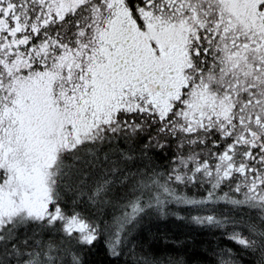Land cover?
<instances>
[{"label": "snow or ice", "instance_id": "obj_1", "mask_svg": "<svg viewBox=\"0 0 264 264\" xmlns=\"http://www.w3.org/2000/svg\"><path fill=\"white\" fill-rule=\"evenodd\" d=\"M0 264H264V0H0Z\"/></svg>", "mask_w": 264, "mask_h": 264}]
</instances>
